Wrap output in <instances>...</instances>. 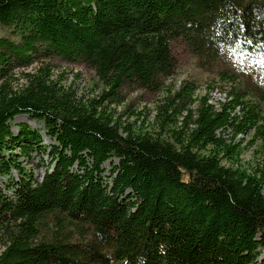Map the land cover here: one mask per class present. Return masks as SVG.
Here are the masks:
<instances>
[{
  "label": "trees",
  "instance_id": "trees-1",
  "mask_svg": "<svg viewBox=\"0 0 264 264\" xmlns=\"http://www.w3.org/2000/svg\"><path fill=\"white\" fill-rule=\"evenodd\" d=\"M0 24V264H264V0H0ZM180 51L213 74L203 94L166 82ZM132 89L160 94L153 126L111 107Z\"/></svg>",
  "mask_w": 264,
  "mask_h": 264
},
{
  "label": "rangeland",
  "instance_id": "rangeland-1",
  "mask_svg": "<svg viewBox=\"0 0 264 264\" xmlns=\"http://www.w3.org/2000/svg\"><path fill=\"white\" fill-rule=\"evenodd\" d=\"M0 36L17 38V33L11 26L0 24ZM56 63L55 72H61L63 75L64 83H72L76 88V91L81 94H91L93 91H97L96 77L94 72L84 63L78 61H68L60 58L54 59ZM23 67L15 70L16 72ZM28 68H30L28 66ZM213 74L208 72L205 68H201L198 65V60L190 55L188 52L180 51L178 56V68L175 73L167 79V83L171 86H177L185 79H195L197 88L195 94H203L208 89L209 78H212ZM125 101L116 105L111 104L115 113L121 117L124 121H136V125L142 124L145 128L154 125L153 115L155 113V105L160 97L159 93H153L146 89H132L125 91ZM209 97L212 103H217L224 98V93L217 85L214 88H210ZM133 111V112H132ZM133 113V114H132ZM27 123L30 127L39 131L42 137V143L44 145H50L53 140L50 139L46 133L43 123L39 120L30 118L27 114H17L10 120L11 128L16 132L18 123ZM248 137H245L247 139ZM244 143V142H243ZM17 149H15V152ZM252 149L250 147L243 149L241 157L244 162L251 159ZM20 161H23L24 166L28 170H31L36 179H40L46 169L45 164L49 161V157L44 154L40 156L31 153L30 158L25 160L24 157H19ZM106 170L110 167L109 162L104 163ZM16 175L15 172H13ZM4 178L0 176V186L2 187ZM260 258H264V248L260 249Z\"/></svg>",
  "mask_w": 264,
  "mask_h": 264
}]
</instances>
